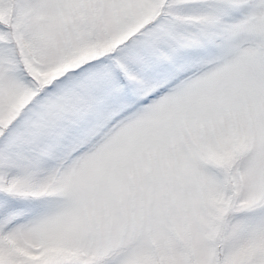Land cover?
Listing matches in <instances>:
<instances>
[{
    "label": "snow or ice",
    "instance_id": "1",
    "mask_svg": "<svg viewBox=\"0 0 264 264\" xmlns=\"http://www.w3.org/2000/svg\"><path fill=\"white\" fill-rule=\"evenodd\" d=\"M0 264H264V0H0Z\"/></svg>",
    "mask_w": 264,
    "mask_h": 264
}]
</instances>
